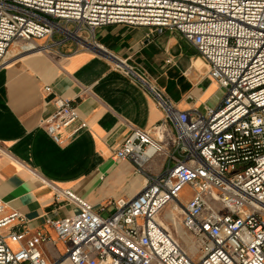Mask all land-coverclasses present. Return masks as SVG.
<instances>
[{"label":"built area","instance_id":"obj_1","mask_svg":"<svg viewBox=\"0 0 264 264\" xmlns=\"http://www.w3.org/2000/svg\"><path fill=\"white\" fill-rule=\"evenodd\" d=\"M108 26L179 33L209 64L223 99L193 117L176 111L151 87L174 124L172 149L155 130L133 129L114 154L146 177L144 188L114 201L107 217L71 190L59 191L56 201L78 212L46 219L56 241L31 234L27 219L7 212L0 199V264H264V0H0V70L17 42L30 45L25 53L42 48L51 53L68 42L76 44V52L83 43L97 45L95 32ZM55 36L60 39L53 44H39ZM122 65L115 68L147 84ZM52 104L41 126L56 144L88 129L75 101L54 96ZM156 156L168 165L152 175L145 166ZM187 189L191 197L183 203ZM170 204L195 253L161 219ZM56 243L63 252L50 261L43 246Z\"/></svg>","mask_w":264,"mask_h":264},{"label":"crops","instance_id":"obj_2","mask_svg":"<svg viewBox=\"0 0 264 264\" xmlns=\"http://www.w3.org/2000/svg\"><path fill=\"white\" fill-rule=\"evenodd\" d=\"M94 38L95 48L75 52L76 44L68 42L46 56L18 57L0 70V199L7 212L27 219L31 234L42 232L54 241L46 219L78 212L75 205L56 201L59 191L71 190L107 217L114 201L131 199L144 188L146 177L135 165L114 157L133 129L155 130L154 135L172 149L174 124L158 106L151 87L176 111L193 117L218 107L224 96L209 77V64L177 32L108 26L98 29ZM119 64L147 84L116 69ZM54 96L75 101L88 125L64 145L56 144L41 126L54 111ZM69 132H62V138ZM167 165L164 156H156L145 170L158 175ZM43 251L54 261L63 247L48 244Z\"/></svg>","mask_w":264,"mask_h":264},{"label":"rangeland","instance_id":"obj_3","mask_svg":"<svg viewBox=\"0 0 264 264\" xmlns=\"http://www.w3.org/2000/svg\"><path fill=\"white\" fill-rule=\"evenodd\" d=\"M87 37H88V39L90 41L92 40V36L91 35L90 36L88 35ZM59 39H60V36H55V38L49 39L48 41H42L41 43L45 42L46 44L51 45V44L54 43V41H58ZM24 45H25V43H23V42H17L16 44H14L11 47V49L9 51V53H10L9 55H12V57L9 58L8 63H10L11 61L17 59L18 57L26 55V53L22 50V49H24L22 47ZM52 53H53V51H52ZM41 55H45L46 56V54H41ZM5 61H7V60H5ZM5 65H7V63ZM190 197H191V193L187 189L185 191V193L182 195L183 203L188 202L190 200ZM213 205L215 207H217V209H219V211L221 213H224V211L220 208V205L215 204V203H213ZM173 211H174L173 205L170 204L162 211L160 217L168 225V227L171 229V231L175 232V234L180 237V241L178 240V236H176V240L179 241L181 246L184 249H187V247L190 248L191 247L190 242L192 241V244L194 243L193 239L191 237H188L187 235L184 234V231L182 230V228L180 227V225L178 223L179 220H173V217H174Z\"/></svg>","mask_w":264,"mask_h":264},{"label":"bare ground","instance_id":"obj_4","mask_svg":"<svg viewBox=\"0 0 264 264\" xmlns=\"http://www.w3.org/2000/svg\"><path fill=\"white\" fill-rule=\"evenodd\" d=\"M39 44H42V43H39ZM83 45L85 46V47H87V48H95L96 47V45H91V44H88V43H83ZM24 49L23 50H30V45H24V46H22ZM35 53H39V54H46V55H48V54H50L49 52H47V50H45L44 48H42V49H36V50H33V51H30V52H28V53H26V55H29V54H35ZM10 53H8V55H7V57H6V63L8 62V60H9V58H11L12 57V55H9ZM185 234V233H184ZM190 245H191V247H190V251L192 252V253H195V249H194V246H193V244H192V241L190 242Z\"/></svg>","mask_w":264,"mask_h":264}]
</instances>
